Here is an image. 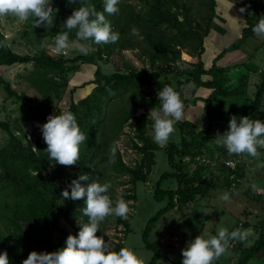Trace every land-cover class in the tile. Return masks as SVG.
Instances as JSON below:
<instances>
[{"label": "trees", "instance_id": "trees-1", "mask_svg": "<svg viewBox=\"0 0 264 264\" xmlns=\"http://www.w3.org/2000/svg\"><path fill=\"white\" fill-rule=\"evenodd\" d=\"M247 1L246 27L242 39L215 59L208 70L202 58L205 53V39L214 28V12L217 6L215 0L210 2L211 13L205 30L195 26L191 9L187 4L181 3V0H141L144 8L141 12H138L133 4L120 0L117 14L105 13L113 30L119 32V40L115 44L95 45V52L78 55L75 59L66 58L64 55L54 56L46 51V48H41V44L42 39L53 40L59 32L67 31L63 23L71 15L73 8L80 6L79 3L70 5L67 0H54L53 8L56 10L54 26L50 30L44 29L43 32H41L43 27H37L39 30L29 33L38 38L40 46L31 54L21 55L14 52L7 44L0 28V67H12L17 64L33 65L34 74L30 84L37 96L32 98L26 93L18 94L2 78H0V87L4 86L10 97L26 104L32 111L36 108L43 110L42 114L36 116L42 123L47 122L49 115L63 112L53 105L51 100L53 96L58 101L63 99L71 81L69 78L71 74L77 75L82 65L96 68L92 82L82 87H75L72 94L75 95L77 91L88 85L94 86L93 91L82 100L73 99L67 110L75 114L81 131L87 137L80 147V158L76 164L71 166L56 164L48 159L47 145L43 137L33 143L27 138V133L21 126L13 127L9 122H0V128L8 135L6 143L0 145V251L7 252L9 264H22L31 251L53 252L64 246L68 236L64 231H62L61 243L55 242L57 233L61 230V220L64 219L73 226L75 231L73 235L79 231L78 223L88 221V217L83 215V199L69 200L61 195L71 180L78 178L79 175H88L89 183L94 180L100 181L103 177L100 166L113 162V169L119 175L130 176L134 184L147 183L152 168L156 165V152L160 146L154 143L148 134V126L152 121L146 115L136 114L138 109L157 108L158 91L165 85L172 86L179 92L184 107L196 106L200 101L185 97L186 85L192 84L196 88H203L212 93L202 100L209 120L208 126L200 131L191 122H179L183 137L182 148L176 145L168 148L169 163L177 173L163 175L157 184L156 199L168 197L169 205L149 221L143 233L145 248L154 253L149 264H158L162 259L163 246L161 243L150 242V235L157 223L169 212L174 210L181 212L191 207L198 198L207 197L217 188L234 192L230 190V173L223 165L219 164V170L223 174L221 177L216 180L212 178L204 180L203 176L207 173L212 175L213 171L205 168L201 160L204 156L203 150L207 149L208 158L213 163L219 162L208 146L211 141L215 143V137L210 135L213 129V101L220 96L226 98L237 94L236 91H230L226 87L227 68L220 67L218 62L228 52L237 49L240 43L255 37L252 28L260 17L264 16V0ZM84 2L95 7L97 11L103 10V0H84ZM133 28L138 31V35H132ZM140 36L143 37V42L133 40ZM69 39H76L75 29L69 32ZM192 40L196 41L198 56L197 63L188 68L186 62L182 60V54ZM136 47H141L143 53H147L149 69H140L124 54V51ZM104 62L113 65L117 71L110 75L106 74L103 70ZM174 64L185 65L184 70L177 67L176 86L171 81L162 80V72L166 71L164 65ZM159 65L161 66L157 70L156 67ZM261 74L263 78L253 110L247 115L254 120H264V112H262L264 72ZM184 78L186 80H183ZM243 83L246 86L245 81ZM145 87H153L155 95L144 93ZM125 96H128L126 104L117 116L110 117L109 109L115 98H121L123 101ZM34 104L37 106L35 107ZM131 121L134 123L130 124ZM127 124L136 132L138 141L133 142V148L143 156L142 163L137 164L135 168L123 162L119 150L114 158L110 153L111 146L114 142L117 143ZM222 150L224 160L232 158L241 160V157L253 159L246 154L229 155L224 147ZM186 157L191 158L193 165L196 164L195 170L192 169V165L184 167L183 159ZM241 164L240 162L236 175L244 179L246 166ZM173 177L178 181V187L174 190H163L164 181ZM136 198V195L128 197L130 200ZM119 223L125 227L127 233L131 232L132 221L119 217ZM242 227H244L243 223ZM100 228L101 230L96 233L98 237L106 233V218ZM121 247L126 246L124 243H119L112 250L119 251ZM233 249L240 252L236 264H251L258 255L264 253V234H261L250 248H244L237 242Z\"/></svg>", "mask_w": 264, "mask_h": 264}, {"label": "rangeland", "instance_id": "rangeland-1", "mask_svg": "<svg viewBox=\"0 0 264 264\" xmlns=\"http://www.w3.org/2000/svg\"><path fill=\"white\" fill-rule=\"evenodd\" d=\"M212 1L181 0V3L187 4L191 9L195 26H200L202 30H205L211 13L210 2ZM124 2L133 4L138 12L144 10L141 0H124ZM215 2L217 6L214 12V28L205 39V53L202 58L207 70L223 52L240 42L246 27V11L240 13L239 9L241 7L247 9V0H215ZM181 20H183V17H181ZM33 24V19L20 22L12 15L0 17V28L5 35L7 44L14 52L26 55L34 53L40 48L37 41L38 38L33 34H29L34 30H39ZM43 30L44 28L41 29V32ZM53 40L47 38L42 39V42L51 44ZM133 40L143 42V37H135ZM70 42L72 47L64 55L66 58L75 59L78 55H83L80 51L82 45L90 46L93 49L91 52L96 51L95 44L90 41H79L76 37L75 40H70ZM196 50V41L192 40L183 51L182 60L186 62L188 68L192 64L197 63L198 54ZM46 51L52 54L47 48ZM124 54L140 69L150 68L147 53H143L141 47L124 51ZM161 65L157 66L156 69L159 70ZM177 65H164L166 71L162 72L163 81H171L175 86L177 85ZM218 65L222 68H227L226 78H228V82L226 87L230 91H236L237 94L226 98L220 96L213 101V129L210 135L214 137L217 132L222 134L227 130L229 120L233 115L243 117L252 112L258 88L263 78L260 71L264 72V38L256 35L245 43H240L238 48L228 52L218 62ZM103 70L108 75L117 71L113 65L106 62L103 63ZM95 71L96 68L92 66L82 65L77 75L71 74L69 77L71 81L63 99L58 101L53 96L51 103L64 112L68 110L73 99L78 101L86 98L93 91V85H88L86 88L77 91L75 95L72 94V90L75 87L90 84L94 79ZM33 74V65L17 64L12 67H0V78L9 83L12 90H15L18 94L26 93L32 98L37 96L35 89L30 84ZM205 79L207 78L205 77ZM183 80H186V78ZM244 81L246 86H244ZM143 90L144 93L149 92L153 96L155 95L153 87H145ZM184 90L186 98L200 99V101L196 106L184 107V116L179 122H191L195 124L198 130H204L208 126L209 120L202 100L208 98L212 92L203 88H196L192 84L186 85ZM124 99L122 101L121 98H115L111 109H109L110 117L117 116L121 108L126 104L128 96H125ZM262 104V112H264V96ZM42 113L43 110L39 108L32 111L26 104H22L16 98L10 97L4 86L0 87V122H9L13 127L21 126L27 133V138L33 143L42 137L39 128L36 126L37 123L43 124L36 117ZM149 114L150 110L138 109L136 115L149 117ZM179 122L175 124V131L170 136L167 145L164 147L160 146V149L156 152V165L153 166L147 183L138 182L134 184L130 176L119 175L113 169V162L100 166L103 177L99 182H109L111 184L108 192L110 199L115 201L118 198H123L128 202L130 211L126 220L132 221L131 232L127 233L125 227L120 225L119 217H106L107 230L103 236L104 240L106 243L110 241L112 248L116 244L124 243L126 247L133 249L138 254L142 264H149L154 257V253L147 250L144 246L143 233L149 221L169 205L168 197L157 200L155 196L157 184L161 177L167 173H177L169 163L168 148L173 145L180 149L182 148L183 137ZM133 123L134 121L130 122V124ZM148 134L151 137L153 136L152 123L148 126ZM7 139V133L0 128V145H4ZM135 141H138L136 132L131 125L127 124L117 139V143L123 162L132 168H135L137 164L143 161V156L138 154L133 148V142ZM208 146L214 152L215 158L219 160L218 163H221L224 158L222 157V147L213 141L208 143ZM241 158V163L246 166V173L243 183L236 191L230 192L225 188H217L210 192L207 197L198 198L191 207L181 212L177 210L169 212L157 223L150 235V242L161 243L163 246L162 259L158 264H181V250L186 246L188 240L194 239L201 234L215 235L217 229L221 227L227 228L229 231L240 228L249 232L244 240L236 239L230 241L226 252L213 262V264H236L240 258V252L230 247L231 242L238 241L244 248H250L260 238V235L264 234V168L256 166L258 160L259 162H264V152L260 154L258 159ZM183 163L184 167L192 165V169H196V164L193 165L191 158H184ZM209 175L211 173L206 176ZM177 187L178 181L174 177L165 180L162 186L163 190H174ZM225 192L230 195V200L227 202L220 198ZM133 195L137 196L136 200L128 199V197ZM241 223L244 224V227H240ZM60 227L61 230L57 233L56 244L61 243L63 238L62 231L68 235H73L75 232L73 226L64 219L61 220ZM251 264H264V253L258 255L251 261Z\"/></svg>", "mask_w": 264, "mask_h": 264}, {"label": "clouds", "instance_id": "clouds-1", "mask_svg": "<svg viewBox=\"0 0 264 264\" xmlns=\"http://www.w3.org/2000/svg\"><path fill=\"white\" fill-rule=\"evenodd\" d=\"M53 2L54 0H0V17L12 15L20 22L33 19L34 27L50 30L54 26L56 17ZM67 2L70 5L77 3L80 5L73 8L71 15L64 21L67 31L59 32L51 44L42 43L41 48H47L55 56L65 55L72 47L69 32L73 29H76V37L79 41H90L95 45L115 44L119 40V32L113 30L105 13L117 14L120 0H103L102 11H97L84 0H67ZM245 11V7L239 9L240 13ZM252 31L255 35L264 38V16L260 17ZM132 35H138V31L134 29ZM92 50L87 45H82L80 48L82 54H88ZM177 67L184 70L185 65L178 64ZM158 100L159 107L152 108L148 118L152 121L153 142L164 147L175 131V124L184 116V102L179 92L168 85L158 91ZM36 126L47 145L49 160L65 166L77 163L80 158V147L87 137L81 131L73 112L51 114L47 117V122L37 123ZM215 143L224 147L229 155L246 154L258 159L260 156L258 149L264 148V120L233 115L227 130L222 134L217 132ZM118 147V143L114 142L110 148L111 157H115ZM256 166L264 168V162L258 160ZM88 181L89 176L81 174L71 180L61 193L65 199H83V215L88 217V221L78 223V233L69 234L64 246L53 252L31 251L22 264H142L133 249L121 247L119 251H113L110 241L106 243L103 236L96 235L97 231L101 230L100 225L106 217L117 216L126 219L130 209L128 202L123 198L115 201L110 199L109 182L101 183L94 180L89 183ZM220 198L227 202L230 200V195L225 192ZM248 234V230L237 228L229 231L223 227L218 228L215 235L201 234L186 242V246L181 250V264H213L226 252L230 241L244 240ZM0 264H9L6 251H0Z\"/></svg>", "mask_w": 264, "mask_h": 264}, {"label": "built area", "instance_id": "built-area-1", "mask_svg": "<svg viewBox=\"0 0 264 264\" xmlns=\"http://www.w3.org/2000/svg\"><path fill=\"white\" fill-rule=\"evenodd\" d=\"M208 152L209 151L207 149L203 150L204 156H203V158L201 160V163L203 164V166H205V168H208L211 171H213V174L209 175V176H206L208 174L207 173L206 175L203 176V179L207 180L209 178H212L213 180H216L217 178L221 177L223 174L219 170V167H220L219 164H220V165L224 166V169L228 173H230V176H229V180H230V184H231L230 190L231 191L237 190L239 188V186L243 183V179L239 178L236 175V172H237V169H238V166H239L241 160H238V159H235V158L226 159V160L222 159L221 163H216V162L213 163L208 158ZM258 152L259 153H263L264 152V148L258 149ZM240 226L242 227V223L240 224ZM237 242L238 241L231 242L230 247L234 248L237 245Z\"/></svg>", "mask_w": 264, "mask_h": 264}, {"label": "crops", "instance_id": "crops-1", "mask_svg": "<svg viewBox=\"0 0 264 264\" xmlns=\"http://www.w3.org/2000/svg\"><path fill=\"white\" fill-rule=\"evenodd\" d=\"M261 74V73H260ZM209 91V90H208Z\"/></svg>", "mask_w": 264, "mask_h": 264}]
</instances>
